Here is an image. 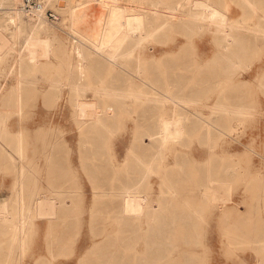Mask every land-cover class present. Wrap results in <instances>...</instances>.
Listing matches in <instances>:
<instances>
[{
	"label": "rangeland",
	"instance_id": "374dc122",
	"mask_svg": "<svg viewBox=\"0 0 264 264\" xmlns=\"http://www.w3.org/2000/svg\"><path fill=\"white\" fill-rule=\"evenodd\" d=\"M40 1L46 13V20L50 22L44 34V29L35 28L36 19L30 14L24 15L20 27L14 29L18 22L10 19V0H0V24L10 33V42L18 49L22 48L21 59L24 61L31 59L35 64L45 65L44 72L39 73L37 69L34 70L35 72L30 71L27 76L38 80L35 85L37 92L24 108L22 115L18 117L8 116L6 112L1 113V117L4 118L0 117V205L2 207L13 205L15 190L24 169L22 181H25L28 201L33 202L38 194L49 198L55 190H66L71 192L68 194L74 198L75 208L69 211L65 228H56L59 236L55 239H59V242L53 247L49 245L47 219L39 216L40 218H36V226L30 229L27 236L25 252L10 256L11 260L0 252V264H36L39 258H45V264H77L95 241L105 238V233L116 231L114 216L118 205L101 204L98 218L92 217L96 185L111 187L110 181L116 175L114 170H119L128 158L134 137L154 135L162 117L173 118V114L177 113L170 103L164 108L151 109L147 120L135 123L127 118L129 110L123 109L121 120L110 123L100 135L101 145L95 144V140L87 141L80 124L73 116L74 108L69 103L71 101L67 100L70 97L69 92L62 94L66 102H48L39 96L38 90L43 92L52 90L53 82L50 80L55 73L64 76L62 78H68L80 71L76 65H81L85 61L80 54L72 50L70 44L74 38L72 26L68 20L62 21L61 10L58 9L66 0ZM70 1H67V4L71 6ZM182 1L184 18L194 14L200 15L191 12L192 10L187 7L193 4V0ZM263 6L264 2L257 9ZM239 8L243 10L240 18L243 21L237 23L235 29H249L245 21H248L252 13L249 12L244 0H223L218 6L219 11L225 10L228 15L233 9L239 10ZM63 12L66 16V11ZM218 24L222 23L218 22ZM214 29L213 24H201L187 34L186 39L191 37V44H189L190 49L184 54L183 61L186 62V66L199 65L208 59L213 60L216 45ZM183 33L184 24L180 35ZM235 40L236 44L229 47L240 50L242 59L238 62L225 63V69L228 67L234 70L227 69L226 75H222L221 69H206L218 75L213 76L210 83L197 87V91L188 97L191 108L202 112L213 126L203 124L195 129L199 119L188 112V130L184 133L181 143L166 149V154L162 158V164L171 163L174 153L180 152L185 154L190 159L191 166L196 168L171 173L170 184L174 190L178 212L182 213L181 209H183V213L189 215L193 213V221L199 225V230L193 231L187 238L183 235L178 236V231L172 228L175 223L176 226H180L181 223L173 220L168 222L164 219L152 220L153 228L146 229L149 218L146 217L144 209L139 216V229L134 227L129 229L128 226L126 235L108 236L107 238L115 241L107 248L109 252H92L90 259L98 256L96 262L112 264L109 262V253L116 251L121 255L128 254L134 246L143 250L146 244L153 248L148 235L155 234L158 235L156 237L158 244H155L154 248L158 249L157 254L161 261L168 254L172 256L180 251L195 250L201 255L200 264H264V242L261 241L264 240V78L261 80L264 72V40L250 52L247 51L248 37L238 35L235 36ZM218 43L221 42L218 40ZM221 48L225 50L227 47L221 45ZM151 50L150 48L149 51ZM13 58L11 56V60ZM217 62L220 61L214 60L213 64L216 65ZM21 63V60L18 61L19 72L22 70ZM5 65L7 63L0 66L3 74L6 73ZM85 72L88 75L89 71ZM244 74H254V76ZM235 83L241 87V92L237 94L239 99L229 91V86ZM216 97L229 108L239 107L246 112L245 115L236 117L229 113L218 111L214 113ZM60 104H66L68 108H61ZM37 117H41L42 125L34 124ZM208 128L210 130L206 131ZM19 136L23 137L24 144L22 161L18 158ZM58 144L61 150L53 157L52 148ZM97 145L100 146L98 149ZM90 148L93 151H87ZM100 168L101 170L98 171ZM55 174L60 177L56 180L51 179ZM124 174L123 172L122 175ZM130 174L134 175L131 172ZM164 176L165 169L161 168L158 162L154 163V171L144 184L152 206L158 205L159 192L163 186L161 180ZM211 177L217 181L218 186H223L218 194V190L214 194L211 190L205 195L204 184H207L208 178ZM113 181L115 184L113 183L112 186H115L117 179ZM54 185L58 187L55 188ZM192 209L195 211L192 212ZM167 224L170 229L167 228ZM103 228L104 232L96 235ZM164 231L169 232L170 235L163 236ZM11 236L12 231L0 225V245L3 248L6 247ZM50 248L54 252L50 251ZM81 264L91 263L88 261Z\"/></svg>",
	"mask_w": 264,
	"mask_h": 264
},
{
	"label": "bare ground",
	"instance_id": "6f19581e",
	"mask_svg": "<svg viewBox=\"0 0 264 264\" xmlns=\"http://www.w3.org/2000/svg\"><path fill=\"white\" fill-rule=\"evenodd\" d=\"M67 1L70 0H66L61 7H59L60 4L57 6L59 11L61 10L62 21L68 20L72 26L71 29L74 33V38L70 43L72 50L80 54L85 61L81 65H76L80 71L68 78H62L64 76L55 73L50 80L53 82L52 90L48 92L38 90L40 98L48 102H66L62 94L69 92L70 97L67 100L71 101L69 103L74 108L75 120L80 124L87 141L95 140L93 142L98 145H101L100 135L105 132V127H108L112 122L120 121L123 117L121 110H129L127 118L136 123L147 120L151 109L164 108L170 103L178 105L177 95L183 79L180 75L179 57L175 49L174 51L170 50L169 45L173 43L176 47L183 28L182 0H71V6L67 4ZM244 2L249 6L254 4L255 0H244ZM263 2L258 0L257 4L261 6ZM10 5V19L18 22V25L13 27L14 29L17 30L20 27L23 16L26 14H30L36 19L35 28L44 29L43 34L45 29H48L49 25L47 24L50 22L48 23L46 20L44 8L39 11H25L21 9L20 0H10ZM63 11H66V16ZM261 32L264 34L263 28H261ZM9 38L10 33L0 24V66L7 63L4 69L6 73L3 74V69L0 68V117L2 112H6L8 116L19 117L37 92L35 85L38 80L27 76L30 71L33 72L37 69L39 73L44 72L45 65L35 64L31 59L25 61L21 59L22 48L18 49L10 42ZM227 42L234 43V38L228 37ZM150 48L152 52L149 51ZM11 56L14 57L12 60ZM20 60L22 61L20 65H23L19 72L18 61ZM85 71H89L88 75ZM60 105L61 108H68L66 104ZM217 109L223 113L243 114V116L246 113L238 108L227 107L222 100H218ZM44 117L42 118L44 119ZM41 120V117H37L34 124L42 125ZM187 130L186 119L181 116L162 117L154 135L134 137L128 158L119 170H114L116 175L112 179H117L116 185L112 186L113 183L115 184L112 180L110 181L111 187L100 185L95 187L97 190L94 194L93 219L98 218L101 204L118 205L114 216L117 229L114 231L111 228L114 232L105 233V238L95 241L77 264L88 261L91 264H103L98 263L99 261L96 262L98 256V258L95 256L94 259H90V254L96 251L109 252L107 248L111 247L110 244H114L115 241L107 238L108 236H124L128 226H130L129 229L131 227L139 229L138 220L144 209L146 217L149 218L146 229L153 226L152 220L164 219L168 222L173 220L181 223L180 226H176L175 223L172 228V230L178 231V236L183 235L187 238L193 231L199 230V225L193 221V213L190 215L183 213V209H181L182 213L178 212L177 201L174 200V190L170 184L172 183L171 173L180 172L182 169L194 170L196 168L191 166L190 159L180 152L174 153L173 162L162 164L166 149L179 145ZM209 130V128L206 129V131ZM23 145V137L19 136L17 148L20 161L24 156ZM98 145L97 149L100 147ZM58 146L60 144L52 148L53 157L61 150ZM87 151L93 150L90 148ZM156 162L165 169V176L161 180L163 186L159 192L158 205L152 206L149 202V195L145 192L144 184L151 172L154 171ZM20 168L22 169V164ZM23 170L22 173L19 171L21 180L15 190L13 205L10 207L0 205V225H4V228L12 231V238L6 247L3 248L0 245V252L4 253V256L7 255L8 259L10 256L25 252L27 236L30 229L36 226V218L39 216L47 219L50 247L57 244L59 239L56 240L55 237L59 235L56 228H65L69 211L75 208V200L72 195L68 194L70 191L66 190H55L52 197L50 195L49 198L38 194L33 202L28 201L25 181H22ZM123 172L124 175H122ZM130 172L134 175L132 176ZM58 177L60 176L55 174L51 176V179L56 180ZM97 180L100 179L97 178ZM204 186V193L208 195L211 190L214 191L213 194L218 190V194L223 185L218 186L217 181L211 177L208 178L207 184ZM53 187L57 188L58 186L54 185ZM220 198L219 202H221ZM194 211L195 209H192V212ZM167 228L170 229L169 224H167ZM105 229L103 228L96 235L102 234ZM164 229L168 231V229ZM165 231L163 236L170 235ZM157 236L155 234L148 235L153 248L148 247V244L143 250L134 246L130 252L127 251L128 254L123 252V255L112 251L111 254L109 253V262L112 264H200L202 262L200 253L195 250L180 251L172 256L168 254L161 261L157 254L158 249L154 248L158 244ZM261 241L264 242V240ZM50 251L54 252L52 248ZM36 264H45V258H39Z\"/></svg>",
	"mask_w": 264,
	"mask_h": 264
},
{
	"label": "crops",
	"instance_id": "0c3cea01",
	"mask_svg": "<svg viewBox=\"0 0 264 264\" xmlns=\"http://www.w3.org/2000/svg\"><path fill=\"white\" fill-rule=\"evenodd\" d=\"M221 1L223 0H193V4L189 7L193 13H198L200 15L194 14V16H188L184 18V33L179 35V41L174 47L173 43H170V50L176 51L180 65V75L183 79L181 88L179 89L177 98H178V105H173L172 107L177 111V113L173 117L181 116L182 118L188 119L189 113H192L193 116L199 119L198 126L195 128L202 126L203 124H209L213 126L212 122L200 111L193 110L191 108V101L189 100V96H192L196 91L197 87L208 84L212 81L213 76L216 77L218 73H214L212 71H208L206 69L217 68L221 69L223 72L222 75H226L227 69L234 70L231 68L226 67V62H238V60L242 59L240 55V50L230 48V45L236 44L235 36H246L249 38L248 42V49L247 51L250 52L260 44L261 41L264 40V34L261 32V28L264 29V6L261 9L259 8L260 5L257 4L258 0H255L254 4H250L248 6L249 12L252 13L251 16L248 17V21H245L249 29H235L237 23H242L241 15L243 10L233 9L231 14H227L225 10L219 11L218 6L220 5ZM264 1V0H262ZM257 10V11H256ZM222 24H218V22ZM201 24H213L214 25V41H215V56L213 60L208 59L205 63L193 66H186V62L183 60L185 59L184 54L185 52L190 49L189 44H191V37L186 39L187 34L195 29L197 25ZM232 37L234 38V43H228L227 38ZM184 38V39H183ZM188 40V41H187ZM221 42L220 44L218 43ZM221 45H225L227 48L224 50L221 48ZM214 60H218L216 65L213 64ZM243 75V74H242ZM247 76H254V74H244ZM264 78V72L262 73L261 80ZM247 82L246 80H243ZM245 86V85H244ZM230 92L232 91L235 96L241 92V87L238 83L230 85ZM243 87V86H242ZM217 93V92H216ZM239 96H236V99ZM216 106L213 107V112L217 113V105L218 99L216 97ZM191 108V109H190ZM238 109H240L238 107ZM241 110V109H240ZM220 112V111H218ZM229 115L240 117L241 114L236 115L235 113H229ZM188 125V124H187Z\"/></svg>",
	"mask_w": 264,
	"mask_h": 264
},
{
	"label": "built area",
	"instance_id": "2783aa9c",
	"mask_svg": "<svg viewBox=\"0 0 264 264\" xmlns=\"http://www.w3.org/2000/svg\"><path fill=\"white\" fill-rule=\"evenodd\" d=\"M20 4L25 11H39L43 8L40 0H20Z\"/></svg>",
	"mask_w": 264,
	"mask_h": 264
}]
</instances>
